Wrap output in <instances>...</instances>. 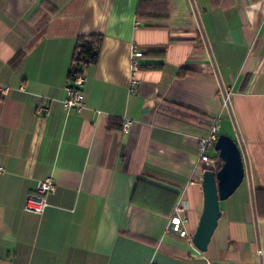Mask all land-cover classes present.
Returning <instances> with one entry per match:
<instances>
[{
	"label": "crops",
	"instance_id": "crops-1",
	"mask_svg": "<svg viewBox=\"0 0 264 264\" xmlns=\"http://www.w3.org/2000/svg\"><path fill=\"white\" fill-rule=\"evenodd\" d=\"M90 34L85 108L66 112ZM133 45L145 56L131 94ZM217 116L245 177L200 252L168 224L181 202L196 228L197 138ZM47 177L48 206L25 211ZM0 264H264V0H0Z\"/></svg>",
	"mask_w": 264,
	"mask_h": 264
},
{
	"label": "built area",
	"instance_id": "built-area-1",
	"mask_svg": "<svg viewBox=\"0 0 264 264\" xmlns=\"http://www.w3.org/2000/svg\"><path fill=\"white\" fill-rule=\"evenodd\" d=\"M145 54L140 50L137 45H133L131 48L130 60H129V93H134V86L138 83L136 73L142 66L143 58ZM86 77L83 71L79 74L69 77L68 84L65 87V96L61 100L63 109L68 112L70 110L81 111L85 108V99L83 93V86L85 84ZM23 90V87H20ZM8 88L3 87L1 93H6ZM227 96H225V101ZM34 112L37 116H47L50 113V106L45 101L44 97H41L38 103L35 105ZM133 121L128 118H123L121 124V130L127 132L132 126ZM219 116H217L211 123L208 133L205 136L197 138V150L198 157L197 163L201 166L202 171L213 170L216 171L218 166L221 165V159L217 152L211 153L214 148V143L220 134ZM55 191V184L51 177L38 180L35 185V191L27 195L24 209L25 211L35 214L43 213L44 209L48 206L46 196L52 194ZM185 206L179 202L173 212L172 217L169 220L168 228L173 233H176L181 238L191 240V235L185 228L187 217L184 214Z\"/></svg>",
	"mask_w": 264,
	"mask_h": 264
},
{
	"label": "water",
	"instance_id": "water-1",
	"mask_svg": "<svg viewBox=\"0 0 264 264\" xmlns=\"http://www.w3.org/2000/svg\"><path fill=\"white\" fill-rule=\"evenodd\" d=\"M214 150L221 159V165L216 171L207 169L202 172V209L191 235L192 244L200 252L207 250L221 217L220 201L227 199L245 177L242 152L235 139L220 133L214 143Z\"/></svg>",
	"mask_w": 264,
	"mask_h": 264
},
{
	"label": "trees",
	"instance_id": "trees-1",
	"mask_svg": "<svg viewBox=\"0 0 264 264\" xmlns=\"http://www.w3.org/2000/svg\"><path fill=\"white\" fill-rule=\"evenodd\" d=\"M139 16H142L139 14ZM144 16L160 17L158 14H145ZM100 34L82 35L77 39L75 50L71 59L68 77L79 74L87 65L95 63L98 57ZM164 51V47L160 49ZM14 61V58L12 59ZM220 165L218 166V168Z\"/></svg>",
	"mask_w": 264,
	"mask_h": 264
},
{
	"label": "rangeland",
	"instance_id": "rangeland-1",
	"mask_svg": "<svg viewBox=\"0 0 264 264\" xmlns=\"http://www.w3.org/2000/svg\"><path fill=\"white\" fill-rule=\"evenodd\" d=\"M222 122V121H221ZM214 149V148H213ZM213 151H215V150H213ZM216 152V151H215ZM241 185V184H240ZM240 185L238 186V187H240ZM221 203H222V201H220V205H221ZM220 209H221V206H220Z\"/></svg>",
	"mask_w": 264,
	"mask_h": 264
}]
</instances>
